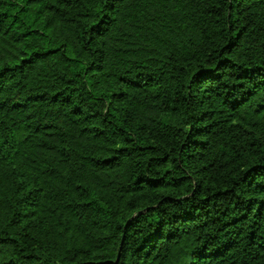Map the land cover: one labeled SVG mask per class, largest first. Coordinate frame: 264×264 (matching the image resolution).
Instances as JSON below:
<instances>
[{
	"label": "trees",
	"instance_id": "16d2710c",
	"mask_svg": "<svg viewBox=\"0 0 264 264\" xmlns=\"http://www.w3.org/2000/svg\"><path fill=\"white\" fill-rule=\"evenodd\" d=\"M0 264H264V0H0Z\"/></svg>",
	"mask_w": 264,
	"mask_h": 264
}]
</instances>
